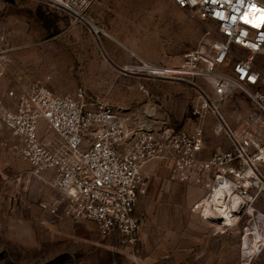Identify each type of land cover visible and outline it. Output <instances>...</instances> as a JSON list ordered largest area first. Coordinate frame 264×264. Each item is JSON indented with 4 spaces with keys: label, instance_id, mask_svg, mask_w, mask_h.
<instances>
[{
    "label": "rangeland",
    "instance_id": "374dc122",
    "mask_svg": "<svg viewBox=\"0 0 264 264\" xmlns=\"http://www.w3.org/2000/svg\"><path fill=\"white\" fill-rule=\"evenodd\" d=\"M86 16L123 44L45 0H0V52L6 60L0 94V264H264V194L254 204L258 212L251 225L247 214L231 226L211 222L193 208L204 183L176 179L169 161L154 158L138 203L144 224L139 239L130 242L102 234L92 219L66 214L51 172H37L15 149L18 137L2 121V112L15 104L7 92L37 81L57 93L83 87L154 127L189 129L204 122L206 155L218 143L228 145L225 133L214 131L210 113L200 118L192 112L199 93L186 81L146 76L129 65L138 56L176 64L207 29L215 32V22L191 16L172 0H94ZM255 109L241 89L221 106L236 130ZM40 133L51 136L44 119Z\"/></svg>",
    "mask_w": 264,
    "mask_h": 264
},
{
    "label": "built area",
    "instance_id": "2783aa9c",
    "mask_svg": "<svg viewBox=\"0 0 264 264\" xmlns=\"http://www.w3.org/2000/svg\"><path fill=\"white\" fill-rule=\"evenodd\" d=\"M45 1L86 20L94 0ZM172 1L193 17L212 20L217 29H207L201 43L176 64L138 56L129 65L146 76L192 85L199 93L192 112L200 118L210 113L214 131L225 133L227 146L218 143L203 155L204 122L189 129L154 127L135 111L88 95L83 87L57 93L37 81L20 91L10 89L14 107L2 112L3 123L18 137L15 149L37 172H51L64 212L92 219L102 234L130 242L139 239L144 224L138 203L148 189L146 165L154 158L169 161L174 178L204 183L205 193L193 208L211 222L231 226L247 214L251 225L258 212L254 204L264 194V0ZM5 67L0 52V94ZM236 89L256 106L243 118L241 130L221 111ZM41 119L51 136L40 133Z\"/></svg>",
    "mask_w": 264,
    "mask_h": 264
},
{
    "label": "crops",
    "instance_id": "0c3cea01",
    "mask_svg": "<svg viewBox=\"0 0 264 264\" xmlns=\"http://www.w3.org/2000/svg\"><path fill=\"white\" fill-rule=\"evenodd\" d=\"M98 26V25H97ZM99 27V26H98ZM100 28V27H99ZM104 32L103 33H105V34H107V35H110V36H112V38L113 39H115L116 41H118L120 44H123L121 41H119L117 38H115L113 35H111V34H109V33H107L105 30H103ZM108 47H109V51H108V54L111 56V57H114L115 55H116V52L113 50V48H112V44H109L108 45ZM129 49V48H128ZM132 51V50H131ZM133 52V51H132ZM133 53H135V52H133ZM158 79H167V78H163V77H159ZM189 84V83H188ZM190 85V84H189ZM190 86H192V85H190ZM192 88H194L193 86H192ZM195 89V88H194ZM196 90V89H195ZM197 91V90H196ZM212 118L214 119V117L212 116ZM203 155H206L205 154V152H203ZM148 166V163H147V165H146V167ZM204 192H205V186H204Z\"/></svg>",
    "mask_w": 264,
    "mask_h": 264
},
{
    "label": "bare ground",
    "instance_id": "6f19581e",
    "mask_svg": "<svg viewBox=\"0 0 264 264\" xmlns=\"http://www.w3.org/2000/svg\"><path fill=\"white\" fill-rule=\"evenodd\" d=\"M86 20H87V21L93 26V28H94L95 31H101V32H104L103 29H101V28H99L97 25L93 24V23L90 21L89 18L86 19ZM130 67H132V66H130ZM130 69H131V68H130ZM245 229L248 230V231H247V234H248V235L252 232V229H251L250 226H247Z\"/></svg>",
    "mask_w": 264,
    "mask_h": 264
}]
</instances>
